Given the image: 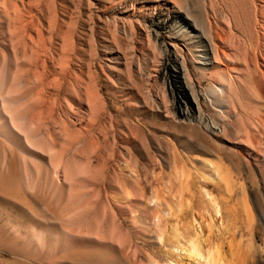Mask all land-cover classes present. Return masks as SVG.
Returning <instances> with one entry per match:
<instances>
[{"label": "bare ground", "instance_id": "1", "mask_svg": "<svg viewBox=\"0 0 264 264\" xmlns=\"http://www.w3.org/2000/svg\"><path fill=\"white\" fill-rule=\"evenodd\" d=\"M68 21L86 24L88 40L112 60L114 66H101L105 76L106 69L125 73L135 89L127 100L136 110L151 104L159 116L204 126L250 156L264 158V0H0V205L30 217L31 205L25 208L16 200L29 205L46 189L63 188L69 205L81 197L75 193L81 186L103 179L102 170L91 171L89 159L102 151L101 139L88 134L113 117L97 81L87 84L74 68L80 37L78 28L64 30ZM151 42L160 53L158 68L148 59L140 61V55H153ZM162 76L172 89L171 104L154 88ZM205 78L210 82L206 90L201 86ZM132 131L128 126L115 131L113 143L119 137L130 146L136 139ZM82 143L83 152L76 155L81 164L68 160L67 153ZM217 165L206 167L222 198L218 202L208 192L204 197L212 207L209 220L221 224L235 197L240 215L250 209L241 191L233 194L232 178ZM190 179L179 176L174 184L190 194ZM0 216L8 220L6 237L23 241L25 235L33 246L41 244L36 230L25 231L21 221L1 209ZM79 217L67 220L80 222ZM9 222L14 224L10 233ZM191 225L187 238L176 232L178 240L171 245L179 259L170 264H236L227 261L222 246L205 245L199 220L192 217ZM241 249L235 254L246 264L252 255Z\"/></svg>", "mask_w": 264, "mask_h": 264}, {"label": "rangeland", "instance_id": "2", "mask_svg": "<svg viewBox=\"0 0 264 264\" xmlns=\"http://www.w3.org/2000/svg\"><path fill=\"white\" fill-rule=\"evenodd\" d=\"M69 22L64 30L78 28L76 31L80 37L78 47L81 51L77 47V52H74V68L87 84L97 81L98 90L113 117L112 121L107 118L88 134V137L101 139L102 151L100 154L91 153L89 159L92 161L91 171L102 170L103 179L101 177V181L78 187L75 193L82 195L73 204H66L68 195H64L68 190L63 188L59 192L55 190L57 194L46 189L47 194L44 192L29 205L22 200L15 201L25 208L31 205L32 209L28 210L33 217L23 216L11 207L6 209L5 205H0L4 214L21 221L25 231L34 229L41 236L38 246H33L23 234V241L8 238L5 235L8 220L0 216V264H170L179 259L171 244L178 240L176 234L179 232L180 235L185 234V238L190 235L192 217L202 225L200 232L205 245L215 247L214 250L222 246L228 255L227 261L230 259L232 263L243 264L244 261L235 254L241 246L244 248L241 250H247L252 255L251 261L246 264H264V158L258 160L250 156L232 139L223 140L211 135L204 126L180 122L177 116L173 120L159 116L150 103L147 111L136 110L127 100L133 87L124 80L125 73L106 69L105 74L110 77L107 79L100 69L101 66H114L112 60L101 47L97 51L92 40H88L86 24ZM148 48L153 55H140V61L143 63L148 59L153 67L158 68L160 53L156 50L157 46L151 42ZM163 78L156 79L154 88L171 104L172 89ZM195 78L199 80V74H195ZM209 85L208 78L201 80L204 90L209 89ZM125 126L133 130L137 140L129 146L117 137L114 144V132ZM84 146L82 143L73 148L66 158L81 164L77 157ZM208 162L214 166L218 164L216 167L220 165L218 168L230 175L233 194L241 191V198L247 200L250 209L247 215L238 213L241 207L235 197L226 207L221 224L209 220L213 213L209 198L204 197L205 192L217 201L222 195L210 181L213 178L206 167ZM181 172L190 176L194 185L190 194L186 190L183 194L179 191L181 188L174 184L176 178L184 176ZM61 190L65 191L64 195ZM74 216L83 218L79 217L80 222L73 223L71 220L70 223L67 219ZM11 225L14 224L9 222V233ZM64 233L68 236H63Z\"/></svg>", "mask_w": 264, "mask_h": 264}]
</instances>
